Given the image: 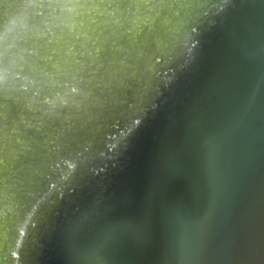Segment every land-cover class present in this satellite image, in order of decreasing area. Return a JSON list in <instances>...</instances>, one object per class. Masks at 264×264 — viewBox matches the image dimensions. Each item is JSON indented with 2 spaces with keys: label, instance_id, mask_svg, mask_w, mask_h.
Listing matches in <instances>:
<instances>
[{
  "label": "water",
  "instance_id": "obj_1",
  "mask_svg": "<svg viewBox=\"0 0 264 264\" xmlns=\"http://www.w3.org/2000/svg\"><path fill=\"white\" fill-rule=\"evenodd\" d=\"M0 264H264V0H0Z\"/></svg>",
  "mask_w": 264,
  "mask_h": 264
}]
</instances>
